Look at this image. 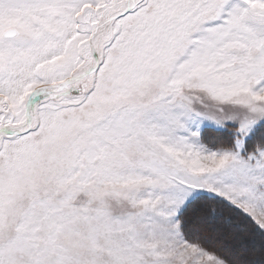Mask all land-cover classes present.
Listing matches in <instances>:
<instances>
[{
    "label": "snow or ice",
    "instance_id": "1",
    "mask_svg": "<svg viewBox=\"0 0 264 264\" xmlns=\"http://www.w3.org/2000/svg\"><path fill=\"white\" fill-rule=\"evenodd\" d=\"M0 264H264V0H0Z\"/></svg>",
    "mask_w": 264,
    "mask_h": 264
},
{
    "label": "trees",
    "instance_id": "2",
    "mask_svg": "<svg viewBox=\"0 0 264 264\" xmlns=\"http://www.w3.org/2000/svg\"><path fill=\"white\" fill-rule=\"evenodd\" d=\"M228 246L230 247V244H227V243H226V244L224 245V249H225V250H223V253H224V255H226V256L230 255V254L228 253V251H229ZM226 247H227V248H226ZM226 250H227V251H226Z\"/></svg>",
    "mask_w": 264,
    "mask_h": 264
},
{
    "label": "rangeland",
    "instance_id": "3",
    "mask_svg": "<svg viewBox=\"0 0 264 264\" xmlns=\"http://www.w3.org/2000/svg\"><path fill=\"white\" fill-rule=\"evenodd\" d=\"M226 248H227V247H226ZM228 249H229L228 253L231 254V245H230V247L228 246ZM223 250H225V249H223ZM226 251H227V250H226Z\"/></svg>",
    "mask_w": 264,
    "mask_h": 264
}]
</instances>
